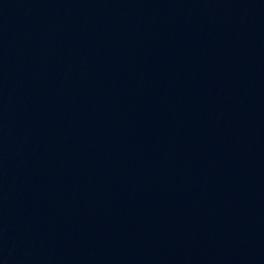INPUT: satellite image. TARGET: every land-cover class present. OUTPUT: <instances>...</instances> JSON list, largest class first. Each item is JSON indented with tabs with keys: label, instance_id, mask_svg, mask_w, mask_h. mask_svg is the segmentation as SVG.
<instances>
[{
	"label": "water",
	"instance_id": "water-1",
	"mask_svg": "<svg viewBox=\"0 0 264 264\" xmlns=\"http://www.w3.org/2000/svg\"><path fill=\"white\" fill-rule=\"evenodd\" d=\"M0 264H264V0H0Z\"/></svg>",
	"mask_w": 264,
	"mask_h": 264
}]
</instances>
